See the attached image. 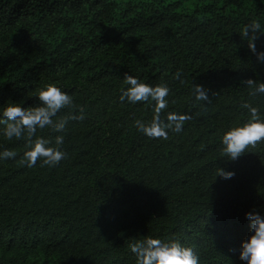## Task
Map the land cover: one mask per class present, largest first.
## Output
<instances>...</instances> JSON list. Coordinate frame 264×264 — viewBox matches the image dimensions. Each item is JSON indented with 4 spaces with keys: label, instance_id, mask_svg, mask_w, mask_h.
<instances>
[{
    "label": "trees",
    "instance_id": "1",
    "mask_svg": "<svg viewBox=\"0 0 264 264\" xmlns=\"http://www.w3.org/2000/svg\"><path fill=\"white\" fill-rule=\"evenodd\" d=\"M254 20L264 31V0H0V110L39 104L51 83L85 112L68 122L55 166L22 165L25 140L0 125V152L17 153L0 159V264H137L129 244L145 237L179 241L199 264H247L246 213L264 217V143L232 161L221 137L250 118L243 103L264 118V94L243 82H264L241 36ZM255 43L264 51V33ZM125 74L169 86L162 118H193L149 139L134 121H151L154 102L122 103Z\"/></svg>",
    "mask_w": 264,
    "mask_h": 264
},
{
    "label": "clouds",
    "instance_id": "2",
    "mask_svg": "<svg viewBox=\"0 0 264 264\" xmlns=\"http://www.w3.org/2000/svg\"><path fill=\"white\" fill-rule=\"evenodd\" d=\"M261 24L252 21L245 25L241 36L248 41V48L256 54L258 62L264 61V51H258L255 41L258 39ZM178 71L175 78L181 79ZM124 82L128 87L121 91L119 97L123 103L127 100L131 104L138 102L153 101V117L151 121L145 122L137 119L135 127L149 139H168V132H181L186 121L193 117L188 114L168 112L166 118L162 113L168 108V95L170 88L167 84L161 83L155 86L141 82L133 75L125 74ZM252 91L250 95L264 94V82L257 83L251 78L243 81ZM193 94L197 101L209 102L210 98L207 89L202 85L193 84ZM40 103L23 108L17 103H8L0 110V125L3 126V135L8 140H25V151L20 159L22 165L34 167L37 161H42V166H55L66 158L62 150L64 143L63 133L66 131L70 120H82L85 118L84 108L74 103L73 97L55 84H47L37 92ZM241 108L247 109L250 118L243 124L231 127L224 132L222 140V156L235 161L249 149L264 143V118H261L259 109L251 103H243ZM68 109L66 115L57 118V114ZM78 109V114L75 110ZM51 128L56 135L54 142L42 136H36L38 129ZM17 153L5 149L0 152V159L15 158ZM217 175L224 179L232 178L235 173L218 168ZM250 220L252 229L249 237L242 242L240 259L247 264H264V217L256 212L246 213ZM130 250L137 257V264H199V256L193 248L182 245L179 241L163 242L158 238L145 237L143 240H136L129 244Z\"/></svg>",
    "mask_w": 264,
    "mask_h": 264
}]
</instances>
